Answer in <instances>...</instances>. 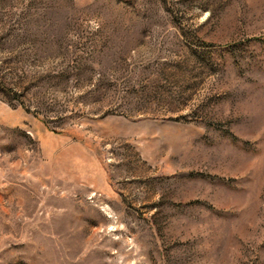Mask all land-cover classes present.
Segmentation results:
<instances>
[{"label": "rangeland", "instance_id": "obj_1", "mask_svg": "<svg viewBox=\"0 0 264 264\" xmlns=\"http://www.w3.org/2000/svg\"><path fill=\"white\" fill-rule=\"evenodd\" d=\"M0 264H264V0H0Z\"/></svg>", "mask_w": 264, "mask_h": 264}]
</instances>
